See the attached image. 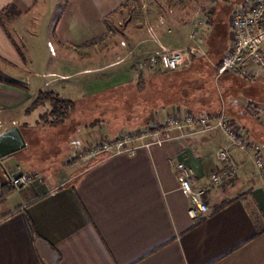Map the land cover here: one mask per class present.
I'll use <instances>...</instances> for the list:
<instances>
[{"label":"crops","instance_id":"obj_1","mask_svg":"<svg viewBox=\"0 0 264 264\" xmlns=\"http://www.w3.org/2000/svg\"><path fill=\"white\" fill-rule=\"evenodd\" d=\"M133 1L146 0H68L47 32L48 45L55 41L56 63L44 70L21 47L30 39L28 19L39 4L0 0V12L14 6L20 13L0 23V133L16 126L27 141L25 149L0 160V264H264V187L250 156L231 148L238 175L215 188L209 177L222 166L218 152L228 138L220 130L183 138L165 128L177 111L214 122L224 110L264 153V117L248 111L263 105L260 78L236 73L243 95L234 98L227 91V107L205 93L213 72L201 70L195 56L185 58L178 72L148 62L163 48L193 45L191 32L201 19L206 34L196 44L205 55L207 50L222 57L230 42V15L250 0H205L208 8L192 12L187 35L167 21L169 30L156 28L158 42L149 41L146 28L135 35L128 27L124 41L135 56L126 61L122 53L128 51L120 45L114 59L98 57L100 42L88 43L107 38L125 14L127 6H121ZM211 9L215 14L208 19ZM76 54L80 60L72 58ZM190 70L199 74L182 81ZM41 91L75 103L65 124L43 123L52 110L49 102L27 111ZM123 132L133 134L134 154L78 158L83 146L104 138L115 142ZM178 162L194 169L195 189L206 188L209 212L197 219L188 213ZM19 172L35 177L20 191L10 183Z\"/></svg>","mask_w":264,"mask_h":264},{"label":"built area","instance_id":"obj_2","mask_svg":"<svg viewBox=\"0 0 264 264\" xmlns=\"http://www.w3.org/2000/svg\"><path fill=\"white\" fill-rule=\"evenodd\" d=\"M202 6V8L206 7V5ZM205 24L204 19L199 20L191 32L190 40L193 45L179 50L163 48L158 55L148 58L149 64L159 66L163 71L169 72L180 69L185 62V58L189 56L205 55L203 50L196 44L206 34ZM148 33L151 41L158 42L156 28L150 27ZM50 49L52 52L54 51L52 46H50ZM217 70L218 76L226 73H240L247 78L258 76L264 80V0H250L248 4L231 13L230 42ZM248 111L253 115L264 117V105L252 104L248 106ZM2 127L3 124L0 123V129ZM165 128L174 130L183 138L206 134L212 130H220L228 138L229 144L218 152V159L222 166L210 174V186L217 188L237 177L238 166L230 154L231 148H237L250 156L264 187L263 146L251 142L246 134H241L235 122L226 115L224 110L214 122H211L205 115H195L193 113L183 115L177 111L168 117ZM144 134L146 135V132ZM133 139L134 136L131 132L121 133L115 142L102 139L98 143L80 148L78 158H93L100 153L109 155L134 154L136 148L131 146ZM175 167L178 171L181 190L189 198L188 213L191 218L197 219L207 214L209 207L203 200L206 188L195 189L193 187L194 169L184 162H178ZM34 180V175L27 172L10 179V183L16 190L20 191L30 186Z\"/></svg>","mask_w":264,"mask_h":264},{"label":"rangeland","instance_id":"obj_3","mask_svg":"<svg viewBox=\"0 0 264 264\" xmlns=\"http://www.w3.org/2000/svg\"><path fill=\"white\" fill-rule=\"evenodd\" d=\"M36 1L39 4L38 11L28 19V23L30 24V39L24 40L23 45L21 44V47H24V45H26L27 49H29V52H31L30 55L34 53L33 56L38 57L39 61L41 62V69L46 70L56 63V59L54 57L55 55H53L50 50V46H52V44L54 45L55 41L51 40V45H48L47 32L49 28H52V26L59 21L60 17H62L63 12L67 7L68 0ZM180 2L185 1L146 0L142 2L133 1L132 3H129L124 16L116 21V25L112 27L108 37L97 44L99 45V50L96 54L98 55V57L101 56L107 57V59H114L115 56L119 55L118 53L121 50L119 46L122 45L128 51L126 53H122L124 54L123 57L125 56L126 61L131 60V58L135 56L134 49L130 48L128 42L124 41L125 35L128 32V27L130 31H133L135 35H138L141 34L145 28L148 31L150 27L158 28L157 32L159 31V29H162L164 27L169 30L168 26L166 25L167 21H169V23L174 28H176V31H178L180 35H187V32L190 28L188 22L189 19H191L190 17H192V12L195 13V15H199L201 12H204V9L208 8V6L202 8V3L206 2L205 0H188L187 2H185V5L179 4ZM122 40L124 42H122ZM149 41L151 40L149 39ZM100 47L102 48L100 49ZM81 57L82 56L79 54L72 56V58H75L76 60H80ZM94 58H96V56H94ZM116 60H118V58ZM194 61L203 66L201 70H205L207 67V69H209L208 72L210 73V75L211 72H213V80L208 84L209 88L206 89L205 93L211 95L214 101H219V104H221V106L223 105V103H225L228 107V100L226 99L227 91L231 92V97L234 98L237 95V92H240L241 95H243L244 88L242 87V85H238V79H240V76L238 74L226 73L224 75L218 76V72L213 69L212 65L217 66L220 62L219 57L214 54H210L206 50V56L198 55ZM189 65L191 64L189 63L186 66ZM186 69L187 68H185V70ZM182 70L184 69L181 68L178 71ZM195 72L199 74V71L195 70ZM195 72L193 70L186 72L185 76L182 78V81L188 77H192ZM215 76L218 77L217 81H215ZM259 80L260 81L258 84L262 86V88H264V80L261 78ZM218 81L222 92L218 91V85L216 84L218 83ZM194 86L195 90L198 91V86H196L195 84ZM188 87L189 86H187L188 90L191 89V87ZM260 98L264 101V91L263 94H261ZM262 104L264 105V102Z\"/></svg>","mask_w":264,"mask_h":264},{"label":"trees","instance_id":"obj_4","mask_svg":"<svg viewBox=\"0 0 264 264\" xmlns=\"http://www.w3.org/2000/svg\"><path fill=\"white\" fill-rule=\"evenodd\" d=\"M126 6L128 5H123L121 6L120 9H123ZM214 14H215L214 10L211 9L206 15L208 19H211L214 16ZM19 15L20 13L16 9V7L11 6L0 12V23L3 25V21L8 19V17L12 18ZM105 38L106 36L98 40H93L89 42L88 45L96 44L100 41H103ZM223 56L224 55L220 57V62L218 63L217 66H215L217 72H218L217 67L221 65ZM196 57L197 56H195V58ZM46 102H49L52 106L51 112L43 117V123L48 127L65 124L75 109V103L73 101L63 99L58 94L53 92L41 91L38 94L35 102L30 106V108L27 111L31 112L33 109H35L40 105L45 104Z\"/></svg>","mask_w":264,"mask_h":264},{"label":"water","instance_id":"obj_5","mask_svg":"<svg viewBox=\"0 0 264 264\" xmlns=\"http://www.w3.org/2000/svg\"><path fill=\"white\" fill-rule=\"evenodd\" d=\"M27 141L19 127H11L0 133V160H4L25 149ZM19 172L15 177L21 176Z\"/></svg>","mask_w":264,"mask_h":264}]
</instances>
